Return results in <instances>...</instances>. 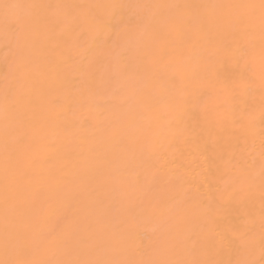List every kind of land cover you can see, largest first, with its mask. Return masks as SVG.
<instances>
[{
    "label": "bare ground",
    "instance_id": "6f19581e",
    "mask_svg": "<svg viewBox=\"0 0 264 264\" xmlns=\"http://www.w3.org/2000/svg\"><path fill=\"white\" fill-rule=\"evenodd\" d=\"M4 3L74 5L87 12L94 5L259 0H0ZM148 11L125 8L106 30L85 24L61 32L37 21L21 34L10 28L13 21L0 6V259L15 258L11 250L20 232L38 221L45 235L60 236L69 224L71 230L61 236L66 246L37 245L30 259L198 258L264 264V46L258 22L247 65L238 69L217 49L231 44L235 29L224 21L239 9L205 10L222 22L191 44L167 24L146 38L142 21ZM17 42L25 48L23 59L15 52ZM21 63L29 69L26 84L6 114L5 91L18 86ZM209 63L218 69V80L206 70ZM241 71L252 91L230 99L224 86ZM172 74L183 78L177 95L195 96L183 116L177 105L160 99L161 86ZM249 114L255 135L245 142V133L232 121ZM242 169L255 182L250 195L232 199L233 181ZM213 216L215 224L210 223ZM212 228L230 238L233 230L246 234L253 243L239 253L238 242L221 248L217 239L213 246L204 239ZM194 237L205 249L198 257L191 254Z\"/></svg>",
    "mask_w": 264,
    "mask_h": 264
},
{
    "label": "snow or ice",
    "instance_id": "6c2138e0",
    "mask_svg": "<svg viewBox=\"0 0 264 264\" xmlns=\"http://www.w3.org/2000/svg\"><path fill=\"white\" fill-rule=\"evenodd\" d=\"M2 6L6 10V19H11L13 23L10 28L16 29L23 34L26 27L33 22H43L54 28H58L61 32L68 28H78L82 25H89L90 28L96 30H106L114 27L113 21L123 14L125 8L139 7L149 10L143 18V35L151 39L156 29L161 24H167L170 32L176 37L183 39L186 43L191 44L195 36H209L213 29L218 26L222 20L207 13L210 8H235L239 9V13L235 16L227 18L226 23L235 29V35L231 44L223 49H217L222 60L230 62L234 67L240 68L246 66L248 56L252 45V36L257 27L261 33V43L264 46V0H259V4L247 3L239 5H203V4H156V5H94L88 6L87 12L76 11L82 6L74 5H53V4H8ZM103 7L110 9V12L101 14L95 11L96 8ZM13 12L9 16L8 13ZM19 25L17 29L16 26ZM84 35H89L86 30ZM17 56L23 59L25 48L22 43L17 42L15 48ZM206 70L216 80L219 79L218 69L212 64L207 65ZM28 67L26 64L19 65V83L17 87L8 88L5 91V107L4 111L7 114L14 109L20 99L28 76ZM127 69L125 70V75ZM180 81L178 85L177 81ZM183 84V78L177 74L170 75L164 85L161 86L160 99L164 102L175 104L180 109L179 114L183 116L188 107L194 103L195 96L193 94L177 95L180 87ZM264 87V85H262ZM253 88L252 82L241 71L237 77L230 83H226L224 91L230 99H235L239 96L248 95ZM122 91H124L122 89ZM233 124L238 125L245 133V142L247 137L255 135V120L251 114L239 118H233ZM261 123L264 125V96L261 101ZM260 147H261V164H260V187H261V244L264 246V128L260 132ZM255 182V177L251 173L241 170V176L233 181L231 198L238 199L250 195V189ZM227 191V187L225 188ZM185 203L191 207L190 201ZM7 206V199H6ZM210 207V206H209ZM217 218L210 217V223L215 224ZM5 228L7 231L8 222L6 218ZM71 230L69 224L60 236L45 235L39 231L38 221L27 225L19 234L18 243L12 248V254L15 258L0 259V264H249L244 259H235L230 261L223 260H205V259H178V260H152V261H115L104 259H30L29 257L37 245L43 246L45 249L49 247L66 246L67 241L61 236L68 234ZM245 235L239 234L235 230L231 233V238L223 233L217 232L215 228L210 229L209 234L204 236L205 241H211L215 246V240H219L221 248L231 247L237 244L236 252L253 243L251 238H245ZM199 239L193 238L191 254L193 257H198L205 249L199 246ZM8 256V248L6 245V257Z\"/></svg>",
    "mask_w": 264,
    "mask_h": 264
}]
</instances>
